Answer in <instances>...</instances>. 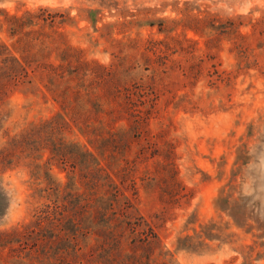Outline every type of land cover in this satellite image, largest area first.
Masks as SVG:
<instances>
[{
  "label": "rangeland",
  "instance_id": "1",
  "mask_svg": "<svg viewBox=\"0 0 264 264\" xmlns=\"http://www.w3.org/2000/svg\"><path fill=\"white\" fill-rule=\"evenodd\" d=\"M0 44L65 66L69 85L64 106L38 79L0 92L1 233L49 203L29 164L58 148L75 157L54 179L84 197L94 166L109 171L131 204L117 208L157 243L133 262L128 246H94L80 215L77 246L56 238L52 264H264V0H0ZM220 197L246 207L245 225ZM205 226L218 235L179 246ZM8 241L0 264H21Z\"/></svg>",
  "mask_w": 264,
  "mask_h": 264
},
{
  "label": "trees",
  "instance_id": "2",
  "mask_svg": "<svg viewBox=\"0 0 264 264\" xmlns=\"http://www.w3.org/2000/svg\"><path fill=\"white\" fill-rule=\"evenodd\" d=\"M7 19L11 29L16 32L21 26L18 18L9 16ZM65 70H67L65 66L46 62L29 51H26L25 57L18 58L8 51L6 45L0 44V92L2 93L23 84H32L34 79H38L41 87L53 94L54 100L60 98V103L64 106L69 103V85L62 84ZM52 122H55L54 119L47 123L52 124ZM52 153L53 156L47 158L44 163L33 161L29 164L31 177L43 178L41 183H44V187L38 189L39 197L49 203L45 204L35 220L23 229L0 232V238L9 240L7 244H11V250L27 251L21 264L27 261L28 264H52L60 260L61 255L54 258L56 238L68 239L72 246L76 247V237L72 239L73 232H70L69 228L78 225L76 218L80 215H86L91 223L85 234L92 237L95 241L94 246L109 248L110 252L114 251L115 254H120L128 246L132 252L130 260L133 262L139 261L140 257L135 254L139 249L143 252H151L148 251L151 250V245L157 243L153 241L151 243V229L140 232L138 224L133 220H127L128 214L117 208L121 200L125 204V209L131 204L124 191L110 178V172L108 171L105 176L101 168L94 166L88 180L89 191L83 197L73 190L69 181L62 184L53 178L50 171V166L56 162L68 164L72 156L75 157L74 153L58 148ZM29 156H31L30 152L25 157ZM102 180H106V183ZM81 200L85 201L84 204H81ZM217 203L221 209L228 212L235 225L241 227L246 224L248 213L246 207L239 201L229 203L226 197H220ZM220 203L225 204L223 206ZM8 204L7 194L0 185V218L4 215ZM217 235L205 226L196 237L186 235L179 238L178 243L181 248L195 250L205 245L204 239L212 240ZM15 243L17 245L13 247Z\"/></svg>",
  "mask_w": 264,
  "mask_h": 264
}]
</instances>
